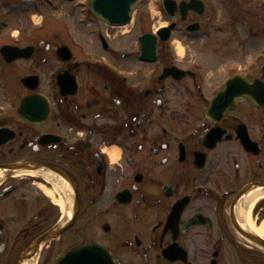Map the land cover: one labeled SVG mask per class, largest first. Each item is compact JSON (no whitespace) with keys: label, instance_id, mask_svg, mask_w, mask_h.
<instances>
[{"label":"flooded vegetation","instance_id":"obj_1","mask_svg":"<svg viewBox=\"0 0 264 264\" xmlns=\"http://www.w3.org/2000/svg\"><path fill=\"white\" fill-rule=\"evenodd\" d=\"M175 1L143 20L174 24L147 52L100 20L61 40L48 10L0 9V264H264V0L227 10L244 39ZM249 82L257 101L235 98Z\"/></svg>","mask_w":264,"mask_h":264},{"label":"rangeland","instance_id":"obj_2","mask_svg":"<svg viewBox=\"0 0 264 264\" xmlns=\"http://www.w3.org/2000/svg\"><path fill=\"white\" fill-rule=\"evenodd\" d=\"M210 7H214L217 12V24L221 23V27L227 29L228 31H232V38L234 39H244L245 34L242 35L243 30L241 27H234L232 30L230 27H226L225 24L228 23V15L227 10H244L241 5V0L237 4V2H233V0H208ZM7 3V0H4V4ZM51 10V13L54 16H51L55 21L56 25H62V29L57 27L60 31L61 40L68 39L67 28L68 30H72V33L75 37L86 38L88 32L90 33L91 29H95V23H93V18L91 16L85 17L86 10H90V0H76L75 3L70 4H62L59 5V8L55 11L53 9H45ZM65 10V11H64ZM161 10H163L161 0H143V3L140 5L137 13L135 14V19L133 23L127 26L126 29H115L114 34L119 36V39L138 37L144 32V27L141 26L143 20L150 16L151 21L155 23L154 28L159 27L161 24L165 23V20L162 18ZM50 14V13H49ZM154 17V20L152 18ZM83 21V22H82ZM87 21V22H85ZM92 22L88 25V23ZM149 25H147L148 27ZM64 30V32H62ZM132 34V35H130ZM220 35L218 34V37Z\"/></svg>","mask_w":264,"mask_h":264},{"label":"water","instance_id":"obj_3","mask_svg":"<svg viewBox=\"0 0 264 264\" xmlns=\"http://www.w3.org/2000/svg\"><path fill=\"white\" fill-rule=\"evenodd\" d=\"M140 0H92V10L95 13V15H97L99 18H101L102 20H104L106 23L112 24V25H124L130 22L131 17H132V12L136 9V7L138 6ZM172 1H166L167 3H170ZM169 10H175V8L173 7V9ZM173 13V12H171ZM170 33V28H164L161 31H159V34L162 35L163 40H166L167 37L169 36ZM164 34H167L166 36ZM141 40H143V49L145 50V52H147L146 50L149 48H152L153 51L154 49H156L157 47V43L155 41V37L152 35H143L141 38ZM16 50V51H15ZM17 52H20L18 49L16 48H12V49H5V55L6 57L9 59V61L14 60L16 58L19 57V53L16 54ZM16 54V55H15ZM59 54L62 57H67L68 53V49L67 47H62L59 50ZM15 55V56H13ZM146 57V54L145 56ZM147 58V57H146ZM67 60V58H65ZM148 59V58H147ZM63 78L61 77V81L59 82V84L63 87L64 86V82H63ZM231 84H227V87H230ZM252 85L251 83H248V88H246V85H243V96L246 99H256V95L250 93V90L252 89ZM239 94L234 95L238 96ZM241 95V94H240ZM108 257L106 256L105 259H107ZM24 260V258H21V261Z\"/></svg>","mask_w":264,"mask_h":264},{"label":"bare ground","instance_id":"obj_4","mask_svg":"<svg viewBox=\"0 0 264 264\" xmlns=\"http://www.w3.org/2000/svg\"><path fill=\"white\" fill-rule=\"evenodd\" d=\"M127 27H124L123 29H126ZM120 29H122V28H120Z\"/></svg>","mask_w":264,"mask_h":264}]
</instances>
